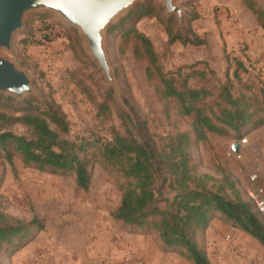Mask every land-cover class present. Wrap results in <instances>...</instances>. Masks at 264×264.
I'll use <instances>...</instances> for the list:
<instances>
[{"label": "rangeland", "instance_id": "374dc122", "mask_svg": "<svg viewBox=\"0 0 264 264\" xmlns=\"http://www.w3.org/2000/svg\"><path fill=\"white\" fill-rule=\"evenodd\" d=\"M253 1L264 9V0ZM174 2L181 17L168 13L163 0H140L104 31L114 84L106 80L77 27L53 10L28 12L11 49L0 48V55L27 72L34 93L20 98L0 95L13 98L9 104L14 106L28 98L57 105L68 122L70 139L106 140L113 129L123 133L121 113L136 137L149 134L157 141L179 130L191 132L190 117L180 115L174 100L163 97L158 82L147 76V62L137 54L128 28L134 26L151 40L165 72L178 73V79L189 74L190 86L211 88L227 78L241 86L234 76L237 60L246 68L238 71L242 83L264 84V29L243 0ZM140 5L153 13L129 17ZM104 102L109 107L105 114L99 108ZM242 137L248 142L237 159L228 151ZM89 153L91 178L84 190L71 172L25 165L16 153L9 163L0 147V213L30 223L21 237L0 250V264H124L125 256L142 258L146 264H193L165 246L157 231L113 218L122 178L100 161L96 148ZM191 156L197 173L217 180L229 176L247 200L249 174H258L257 186L264 183V125L208 133L205 140L193 143ZM164 195L172 197L173 192L165 186ZM197 240L211 264H264V246L220 215L209 220Z\"/></svg>", "mask_w": 264, "mask_h": 264}, {"label": "trees", "instance_id": "16d2710c", "mask_svg": "<svg viewBox=\"0 0 264 264\" xmlns=\"http://www.w3.org/2000/svg\"><path fill=\"white\" fill-rule=\"evenodd\" d=\"M264 29V9L253 0H243ZM153 12L138 6L129 13L141 18ZM117 26L110 29L114 30ZM137 54L147 62L146 74L158 82L161 95L174 100L180 115L190 117L192 131H176L154 140L153 135L136 137L127 119L123 133L113 129L111 137H67L68 122L54 104L41 105L28 98L24 105H10L13 98L0 95V147L5 159L12 163L16 153L25 165L52 172H71L78 187L86 190L90 183L89 150L96 148L98 158L122 178L121 199L113 211L114 219L141 229L157 231L162 243L193 264H211L199 245L197 235L214 215L241 228L264 246V224L253 205L245 200L234 181L224 175L217 180L209 174L197 173L191 156L195 141H203L208 133L228 134L248 125H264V84L241 82L239 60L234 69L237 87L230 78L218 87L190 86L189 74L179 78L176 72H165L151 40L134 26L129 27ZM169 35L170 28H167ZM175 38V37H174ZM194 74L204 75L194 71ZM3 102V103H1ZM103 114L109 110L100 104ZM19 126L23 131H16ZM173 192L164 195V187ZM31 222H35L34 220ZM30 224V223H29ZM21 220L0 213V250L21 237L29 226Z\"/></svg>", "mask_w": 264, "mask_h": 264}, {"label": "water", "instance_id": "95a60500", "mask_svg": "<svg viewBox=\"0 0 264 264\" xmlns=\"http://www.w3.org/2000/svg\"><path fill=\"white\" fill-rule=\"evenodd\" d=\"M140 0H0V48L11 49L13 35L23 29L25 15L32 10H53L77 27L85 39L86 49L96 61L106 80L114 84L112 71L104 49L103 33L114 19ZM166 11L182 16L174 0H163ZM0 92L15 97L34 93L27 72L12 60L0 55ZM240 151L236 140L229 147Z\"/></svg>", "mask_w": 264, "mask_h": 264}, {"label": "built area", "instance_id": "2783aa9c", "mask_svg": "<svg viewBox=\"0 0 264 264\" xmlns=\"http://www.w3.org/2000/svg\"><path fill=\"white\" fill-rule=\"evenodd\" d=\"M240 144L239 152L228 151V153L235 158H240L242 154L243 147L247 144V137H242L237 140ZM258 179V174L256 172L250 173L248 177V182L251 186L246 188V199L251 202L253 205V209L256 212L258 218L264 224V183L260 186H257L255 183ZM124 264H146L142 258L139 257H131L124 258Z\"/></svg>", "mask_w": 264, "mask_h": 264}, {"label": "crops", "instance_id": "0c3cea01", "mask_svg": "<svg viewBox=\"0 0 264 264\" xmlns=\"http://www.w3.org/2000/svg\"><path fill=\"white\" fill-rule=\"evenodd\" d=\"M242 151H243V149H242ZM247 188V185H245V189ZM131 258V257H133V256H125L124 258Z\"/></svg>", "mask_w": 264, "mask_h": 264}]
</instances>
